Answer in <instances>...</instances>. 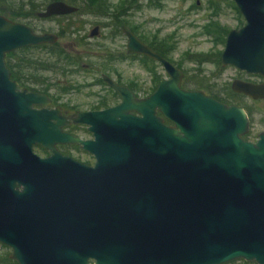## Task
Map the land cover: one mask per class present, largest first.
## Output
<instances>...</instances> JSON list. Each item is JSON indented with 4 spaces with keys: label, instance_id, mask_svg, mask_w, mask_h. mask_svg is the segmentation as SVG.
I'll use <instances>...</instances> for the list:
<instances>
[{
    "label": "water",
    "instance_id": "1",
    "mask_svg": "<svg viewBox=\"0 0 264 264\" xmlns=\"http://www.w3.org/2000/svg\"><path fill=\"white\" fill-rule=\"evenodd\" d=\"M231 1L244 25L228 32L220 63L260 77L231 90L264 101V0ZM73 11L54 3L38 17ZM127 35L128 53L159 62L169 80L140 100L104 78L121 102L72 118L93 135L80 142L51 123L56 111L33 109L47 97L20 91L5 65L56 36L0 15V245L16 264H264V132L244 141V109L181 90V72ZM56 142L81 144L94 167L33 152Z\"/></svg>",
    "mask_w": 264,
    "mask_h": 264
},
{
    "label": "flooded vegetation",
    "instance_id": "2",
    "mask_svg": "<svg viewBox=\"0 0 264 264\" xmlns=\"http://www.w3.org/2000/svg\"><path fill=\"white\" fill-rule=\"evenodd\" d=\"M141 1L120 0L117 4H112L109 0H46L41 10L38 8L34 12L26 11L27 24L24 25L28 26L36 34H52L56 36V42L29 47V51L21 52L19 51L21 49H19L5 55V65L10 72V80L20 87V91L37 93L47 97V103L33 105V109L56 111L55 119L50 122L56 123L60 121L59 119L63 120L65 123L61 127V131L80 142L92 141L93 135L88 131V126L75 124L72 122V118L80 113L105 111L121 102L120 96L104 78H108L117 85L127 88L136 99L140 100L146 99L153 94L160 82L169 80L168 75L159 62L144 55L128 53L127 33L132 34L153 53L171 63L181 72L182 76L179 84L181 90L201 92L206 96L212 97L208 93L211 88L214 87L215 89L217 87L210 79L211 76L215 77L214 74L206 77L203 70H196L192 73L179 68L173 63L172 54L176 49L174 34L164 38L153 36L149 39V37L147 38L139 33L138 26L131 24L133 11L144 7L161 9L164 0H146L145 3H141ZM54 3H64L73 8L74 11L45 18L38 17L39 13L46 12ZM196 5H198V2H196ZM25 8L28 10L30 6ZM4 17L8 18L7 16ZM37 21L48 24L51 27L39 28L36 25ZM227 34L222 41L224 45ZM107 42L111 48L100 46ZM221 53L213 56L217 58L219 63ZM187 59L188 61L212 63L209 60L210 54L188 55ZM124 63L140 64L146 78L142 79V81L137 77L131 80L130 76L125 81L117 70L118 66ZM44 73H55L61 77V80L50 83L49 79L42 77ZM82 79L84 81H81ZM147 82L149 83L148 88L144 87ZM39 87L40 89H38ZM51 88L58 89L59 94L52 95L50 93ZM75 93L79 94L80 97L78 95L70 97ZM229 93L236 95L241 100L248 99L241 94H235L231 90V85ZM81 98L82 100L80 101ZM217 101L228 106L233 105L244 109L249 119L250 131V109L247 105L242 106L237 101L231 102L227 99ZM155 116L161 118L165 126L179 131L176 124L164 118L159 111L155 112ZM261 133L253 135L248 132L243 137V140L256 143ZM250 136H257V139H252ZM54 151L61 157L69 158L87 168H93L96 162L94 155L87 152L81 144L56 142L49 149L40 145L33 146V152L41 159L51 157Z\"/></svg>",
    "mask_w": 264,
    "mask_h": 264
},
{
    "label": "rangeland",
    "instance_id": "3",
    "mask_svg": "<svg viewBox=\"0 0 264 264\" xmlns=\"http://www.w3.org/2000/svg\"><path fill=\"white\" fill-rule=\"evenodd\" d=\"M1 1L2 10L8 15L7 17H10L12 15L11 12L18 7V3L31 2L41 10L46 0H0V3ZM118 1L120 0H109L112 4H117ZM145 2L146 0L141 1V3ZM196 2H198V5H196ZM131 24L138 26L139 33L147 38L149 37V39L153 36L164 38L174 34L176 49L172 54L173 63L179 68L192 73L196 70H203L205 72L204 76L206 77L214 74L215 77L211 76L210 79L217 87L210 89L211 94H213L210 96L217 100L226 98V95L230 92V85L233 80L238 79L253 83H261L262 81L261 78L247 75L245 72H240L234 67H222L219 61H216L217 58L213 57L223 51L224 44L222 41L225 35L229 31L238 30L244 25L242 16L235 9L231 0H164L161 9L144 7L133 11ZM36 25L39 28L51 27L39 21L36 22ZM100 46L111 48L108 42ZM205 54H210L209 60L212 63L202 62L203 64H198L196 61H188L187 59L188 55L196 56ZM146 67L148 68V66ZM117 70L125 81L130 76L131 80L137 77L142 81V79L146 78L140 64L124 63L119 65ZM42 77L49 79L50 83L61 80V77L55 73H44ZM81 81H84V79ZM144 87L148 88L149 83L147 82ZM50 93L57 95L59 94V90L51 88ZM76 95L80 97L77 93L70 97ZM240 103L242 106L247 105L250 109L249 134L256 135L263 132L264 102H253L248 99H242ZM250 138L257 139V136H250ZM10 253L11 250L9 248L0 245L1 258H9ZM231 263L244 264L243 261H234Z\"/></svg>",
    "mask_w": 264,
    "mask_h": 264
},
{
    "label": "trees",
    "instance_id": "4",
    "mask_svg": "<svg viewBox=\"0 0 264 264\" xmlns=\"http://www.w3.org/2000/svg\"><path fill=\"white\" fill-rule=\"evenodd\" d=\"M1 4H2V1L0 3V15L8 16L2 10ZM17 5H18V7L16 8V10L12 11L11 12L12 15L10 17H8V18L11 21H13V22L27 24V22H25L26 19H27L26 18V15H25L26 11H33L34 12V11H36L38 9V7L35 4L31 3V2H29V3L28 2H26V3H24V2L22 3L21 2V3H18ZM26 6H30V9H28V10H27V8L24 9V7H26ZM235 9H236V7H235ZM19 51H21V52L22 51H29V48H23V49H21ZM198 63H202V62H198ZM208 94L209 95H213V94H211L210 91H209ZM225 99H227V100H229L231 102L237 101V102L240 103V101H241V98H238L236 95H234L232 93H229V92L226 95V98ZM0 264H16V262H14L13 260H10L8 257H4V258L3 257L2 258L0 257ZM229 264H233V263H229ZM244 264H253V263H246V262H244Z\"/></svg>",
    "mask_w": 264,
    "mask_h": 264
}]
</instances>
